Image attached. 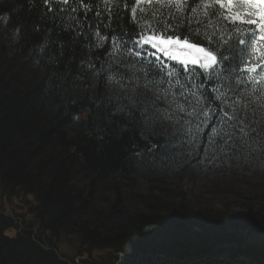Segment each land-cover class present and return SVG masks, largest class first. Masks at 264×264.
<instances>
[{
	"label": "trees",
	"instance_id": "16d2710c",
	"mask_svg": "<svg viewBox=\"0 0 264 264\" xmlns=\"http://www.w3.org/2000/svg\"><path fill=\"white\" fill-rule=\"evenodd\" d=\"M86 2L93 5V0ZM119 2L123 5L128 0ZM81 3L0 0V212L6 206L15 207L21 213L14 216L26 229H36L35 238L41 244L45 241L52 247L71 236L82 252L117 248L121 253L130 244L147 245L145 252L154 253L151 250L158 245L179 248V243L171 241L178 233L187 244L182 247L185 256L189 247L192 254L210 256L200 247L217 235L229 234L226 228L264 231V150L259 147L264 143V84L257 88L249 79L250 75L264 76V46L257 43L253 49L252 40H248L247 47L237 51L229 74L215 83L213 93L220 98L216 102L220 108L227 107L230 115L235 113L246 121L260 139L238 142L241 150L231 159L189 163L191 149L180 135L184 125L171 115L183 110L179 103H172L179 93L172 89L165 102L168 85H159L162 76L134 79L128 89L135 91L138 85L141 91L147 90L151 102L130 106L141 115L133 116L127 109L122 115H111L107 101L115 103L128 82L100 78L99 65L112 58L113 45L109 38L108 52H104L93 44L100 45L105 39L96 31L103 30L105 35L128 31L123 22L125 9L113 17L105 0H95L91 13H86ZM127 12L130 16V7ZM144 21L142 16L140 24ZM147 21L155 23L150 15ZM135 27L139 32L140 25ZM156 27L162 29L164 22ZM152 31L145 29V34ZM121 56L135 64L124 66L129 70H147L150 64L159 63L147 54L143 59L129 55L123 48L115 53L116 59ZM160 59L169 67H180ZM90 63L97 70L90 68ZM257 64L256 72L245 71ZM152 79L157 81L156 87H152ZM185 79L191 82L192 77ZM208 87L211 91L213 85ZM101 100L105 101L102 106ZM101 135L102 140L98 138ZM154 142L176 144L172 149L176 158L168 163L153 162V156L158 157L153 152ZM183 176L207 178L217 197L230 195L241 202L243 210L235 215L209 208L194 212L172 203L188 218L184 222L165 216L167 196L138 188L139 179L159 185ZM256 204L262 207L256 208ZM199 220L203 222L200 226L196 225ZM149 225L156 228L145 232ZM10 229L17 231L11 237ZM31 234L22 231L11 217L0 215V264H65L34 242ZM239 256L264 262V243L238 250L234 257Z\"/></svg>",
	"mask_w": 264,
	"mask_h": 264
},
{
	"label": "snow or ice",
	"instance_id": "6c2138e0",
	"mask_svg": "<svg viewBox=\"0 0 264 264\" xmlns=\"http://www.w3.org/2000/svg\"><path fill=\"white\" fill-rule=\"evenodd\" d=\"M64 2L67 3V0ZM80 7L86 13H91L95 11V0L92 6L82 0ZM105 7L113 17H119L123 7V22L128 28L127 32L119 31L114 34L109 31L107 35L103 30L95 32L105 39L100 45L94 43V48L108 52L109 38L113 45L112 58L99 65L100 78L107 81L111 79L114 83H123L125 80L128 82L115 103L107 101L108 107L112 109L111 115H122L126 109L133 116L141 115L130 106L147 104L151 102V98L147 90L141 91L138 85L135 86V91L129 92L128 89L132 87L134 79L148 80L154 76H162L159 85H168L164 101L169 99L167 93L172 89L179 93L176 96L178 99L172 103H179L183 110L172 112L171 115H175L184 125L180 135L191 149L189 163H212L225 157L231 159L241 150L238 142L248 144L249 139H260L259 134L253 135L254 129L246 121H242L235 113L230 115L227 107L220 108L216 103L220 98L213 93L216 91L215 83L229 74L237 51L242 52L247 47L248 40H252L253 49L257 43L264 46V0H135V5H131V0L123 5L119 0H105ZM129 7L130 16L127 12ZM96 15L99 16L100 13L97 12ZM149 15L155 21L154 24L148 23ZM142 16L145 17L143 25L140 24ZM160 22H164L162 29L156 27ZM136 25H140L139 32ZM149 28L154 31L145 34V29ZM88 42L93 43L90 38ZM121 48L127 50L129 55L135 54L141 59L147 54L159 63L150 64L147 70H136V67L129 70L124 66H135L134 63L123 56L115 58V53ZM149 48L150 51L145 53ZM173 49L179 52L194 51L196 55L180 58ZM41 50H44L43 46ZM157 53L166 54L169 60L177 61L180 67L177 68L175 64L169 67ZM51 59L55 61V57ZM258 66L259 64L248 67L245 71L254 73ZM89 67L97 70L91 63ZM186 77H192L191 82ZM197 77L199 83H196ZM249 79L256 83L257 88L264 84V76L250 75ZM156 85L157 81L152 79V87ZM209 85H213L211 91ZM104 104L105 101L101 100L100 106ZM168 105L171 109V105ZM204 137H207L206 143L203 142ZM98 138L102 140L103 136ZM176 147V144L154 142L153 152L158 153V157L153 156V162H171L176 158L177 154L172 152ZM259 147L264 150V143ZM201 149L204 150L203 156L200 155ZM255 150V147L251 149L252 152Z\"/></svg>",
	"mask_w": 264,
	"mask_h": 264
},
{
	"label": "rangeland",
	"instance_id": "374dc122",
	"mask_svg": "<svg viewBox=\"0 0 264 264\" xmlns=\"http://www.w3.org/2000/svg\"><path fill=\"white\" fill-rule=\"evenodd\" d=\"M177 56L180 58L184 57H194L196 53L192 52H179L176 49L172 50ZM160 58L165 59L169 62H173L178 64L177 61L169 60L166 54H159ZM137 178V177H136ZM179 180H169V182H161L159 185L155 182H146L142 179L138 182V188L141 191H145L149 193V191L153 195H165L167 196V207L168 212L165 213V216L171 217L172 219H181L188 220L187 217L183 216V213L178 208H173L171 206L172 203L179 206H187L194 212L199 209L209 208L212 210H225L228 215H235L240 213L242 209V205L240 201H236L237 199L233 198L230 195L217 197V194L213 193L211 188V183L205 177L193 178V177H178ZM261 179V177H258ZM264 180V177L262 178ZM257 180V179H255ZM221 182V181H220ZM226 182V181H224ZM165 184H167L165 186ZM164 189H169L170 192L165 193ZM164 199V198H163ZM1 207V200H0ZM262 207L260 204H256V208ZM8 208V206H6ZM5 208V210H6ZM173 208V209H172ZM14 218V216L12 215ZM190 219V218H189ZM179 220V221H181ZM203 222L201 220L196 222V225L200 226ZM23 225V224H22ZM156 228V227H155ZM197 228V227H196ZM91 229H97L95 226H92ZM145 230V229H143ZM224 231L235 234V240H227L224 238L225 236L217 235L215 240H212L205 246H201L200 250L206 249L210 253V257L212 259H193V261L199 260V262H195L193 264H235L233 261H230L231 256L234 254L236 249L244 250L246 247H249L254 244L264 243V231H253L247 228H226ZM16 230H13L12 233H16ZM8 233V232H7ZM12 233H8L9 236H12ZM135 238V237H134ZM74 237L67 236L59 240L54 246L56 252L68 260L67 264H172L171 260L167 259H158L153 258L154 255L159 251L158 248L151 250L154 253L145 252V248L147 245L135 246L132 247L131 252L126 253V255L119 252L117 248L104 250V249H94L93 251H88L87 249L82 252L81 248L77 249L74 244ZM47 244V243H46ZM49 246V245H47ZM49 247V248H52ZM48 248V249H49ZM190 248V247H189ZM50 250V249H49ZM49 250H46L47 252ZM182 250H184L182 248ZM52 251V250H51ZM142 252V253H140ZM145 252V253H143ZM83 254V255H82ZM149 254L148 256H146ZM186 255H189L186 253ZM194 258H196V254H193ZM139 256V257H138ZM146 256V257H145ZM77 257H81L82 260H78L77 263L74 260ZM59 259V258H58ZM200 259H205L204 261H200ZM60 262L64 263L63 260L59 259ZM228 260L230 262H228ZM176 263V259H175ZM66 264V263H65ZM185 264V263H182Z\"/></svg>",
	"mask_w": 264,
	"mask_h": 264
},
{
	"label": "water",
	"instance_id": "95a60500",
	"mask_svg": "<svg viewBox=\"0 0 264 264\" xmlns=\"http://www.w3.org/2000/svg\"><path fill=\"white\" fill-rule=\"evenodd\" d=\"M20 214L21 213V211H19V210H17L15 207H11V208H6V210L4 211V212H0V215L1 216H3V217H11L14 221H17L18 222V227L22 230V231H25V232H32V234H31V239L34 241V242H36L38 245H40L41 247H43V249L44 250H49V251H51L52 250V252H54V254L59 258V259H61V260H63L64 261V263H66L67 264V262H68V260L67 259H65V258H63V257H60V255L56 252V250H55V248H49L48 246H47V244L45 243V241H44V238H43V241H44V244H41L39 241H37L36 240V238H35V236H36V233H37V231H36V229L35 228H30V229H26L23 225H22V220L20 219V218H18V217H15L14 216V214ZM12 215L14 216V218L12 217ZM184 221V220H183ZM185 222V221H184ZM189 222H191L190 220H189ZM156 226L155 225H149V226H147L146 228H145V232H150L152 229H154ZM194 229L196 230V231H198V227L196 228V227H194ZM13 232V230L12 229H10L9 231H8V233H12ZM47 235V234H46ZM173 238L171 239V241L172 242H174V243H179L180 244V247L179 248H177V247H170L169 245H164V246H160V245H158L157 246V248L159 249V250H162V252H158V253H156L155 255H154V257L153 258H158V259H167V260H171V262H173L172 264H182V263H185V264H193V263H195V262H199V260H197V261H193V259H199V258H205V259H209V257L210 256H206V255H198V253H197V256H196V258H194V255L192 254V252H191V247L189 248V252H187L189 255H187V256H185V253L183 252L184 250H182V247L183 246H186L187 244H186V241H184V242H182L181 241V238H180V235L178 234V233H176V234H174L173 236H172ZM224 238H227V240H233V238L235 239V234H231V233H229V234H226V236L224 237ZM183 239L185 240V238L183 237ZM212 240H215V238H213ZM212 240H210V241H212ZM192 241V240H191ZM183 243H184V245H183ZM205 246V245H204ZM132 245H130V244H128L127 246H126V248L124 249V251H123V254L124 255H126V253H130L131 252V249H132ZM206 247V246H205ZM49 248V249H48ZM171 248H174V249H171ZM204 250H206V249H204ZM204 250H201V252L202 251H204ZM239 249H236L235 250V252H234V254L238 251ZM196 251H198V252H200V250H198V249H196ZM239 251H242V250H239ZM148 253H150V252H148ZM234 254L231 256V258H230V261L232 262L233 261V263H235L234 261H236V262H238V263H241V264H259V262H257V261H250L247 257H243V256H239V257H234ZM149 254H147L146 256H148ZM145 256V257H146ZM199 256V257H198ZM139 257V256H138ZM233 257V258H232ZM175 259H176V263H175ZM205 259H200V261H204ZM210 259H212L211 257H210ZM78 260H82V258L81 257H77L75 260H74V262L73 263H77V261ZM229 260H228V262H230ZM72 263V262H71ZM153 264H155V263H153ZM236 264V263H235ZM260 264H264V262H261Z\"/></svg>",
	"mask_w": 264,
	"mask_h": 264
}]
</instances>
